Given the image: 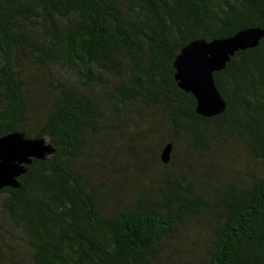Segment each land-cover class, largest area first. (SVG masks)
<instances>
[{
  "label": "trees",
  "instance_id": "obj_1",
  "mask_svg": "<svg viewBox=\"0 0 264 264\" xmlns=\"http://www.w3.org/2000/svg\"><path fill=\"white\" fill-rule=\"evenodd\" d=\"M253 27L264 28V0H0V136L19 131L55 148L26 166L19 189L0 191L4 264H156L202 218L210 224L203 264H264V38L214 73L227 107L213 118L196 113L173 67L193 39ZM33 79L47 92L44 110L35 109ZM136 108L157 122L160 143L174 149L183 139L210 152L217 140H240L258 165L202 189L161 161L158 196L108 209L105 182L72 163L90 141L127 131ZM23 249L28 259L16 260Z\"/></svg>",
  "mask_w": 264,
  "mask_h": 264
},
{
  "label": "rangeland",
  "instance_id": "obj_2",
  "mask_svg": "<svg viewBox=\"0 0 264 264\" xmlns=\"http://www.w3.org/2000/svg\"><path fill=\"white\" fill-rule=\"evenodd\" d=\"M20 61L19 66L25 75L33 78L30 59L21 55ZM33 81L36 88L32 96L38 99L35 109L44 110L48 104L47 92L35 79ZM153 123L157 122L148 121L144 111L136 108L131 113V127L127 131L109 132L102 142L90 141L82 156L72 163L78 172L93 175L94 184L105 182L107 189L104 199L108 209L130 201L143 192L158 196L164 168L156 152L161 153L165 144L158 142L159 138L152 133ZM257 165L243 141L220 139L212 143L210 152H201L191 150L185 140L180 139L172 151L169 168L196 179L203 189L222 185L233 178L241 180ZM5 221L0 196V224ZM207 221V218H202L201 224L191 227L188 236H182L169 245L156 264H203L210 249V224ZM193 239H198L196 245H193ZM14 258L27 260V252L23 249ZM4 263L5 260L0 258V264Z\"/></svg>",
  "mask_w": 264,
  "mask_h": 264
},
{
  "label": "water",
  "instance_id": "obj_3",
  "mask_svg": "<svg viewBox=\"0 0 264 264\" xmlns=\"http://www.w3.org/2000/svg\"><path fill=\"white\" fill-rule=\"evenodd\" d=\"M263 38L264 28L253 27L224 39H193L179 51L173 64L174 78L179 89L195 98L197 114L213 118L226 110L227 104L216 86L214 73L224 70L237 52L258 47ZM172 151V142L163 147L160 153L163 164L170 163ZM54 153V146L44 137L28 138L19 131L0 136V191L19 189L26 166L33 160L45 161Z\"/></svg>",
  "mask_w": 264,
  "mask_h": 264
}]
</instances>
